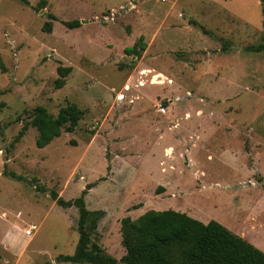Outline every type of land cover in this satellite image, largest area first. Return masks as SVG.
Returning <instances> with one entry per match:
<instances>
[{"label": "rangeland", "instance_id": "1", "mask_svg": "<svg viewBox=\"0 0 264 264\" xmlns=\"http://www.w3.org/2000/svg\"><path fill=\"white\" fill-rule=\"evenodd\" d=\"M263 37L259 0H0V264H70L57 257L74 253L78 210L52 193L104 212L91 242L116 260L120 220L148 210L198 213L263 250L264 50H245ZM66 103L83 117L38 148L34 108ZM205 109L220 125L204 136Z\"/></svg>", "mask_w": 264, "mask_h": 264}, {"label": "trees", "instance_id": "2", "mask_svg": "<svg viewBox=\"0 0 264 264\" xmlns=\"http://www.w3.org/2000/svg\"><path fill=\"white\" fill-rule=\"evenodd\" d=\"M41 3H44L42 1ZM51 19V16L49 17ZM68 28L79 26L78 21L64 22ZM43 30L50 33L51 22L43 24ZM146 47L143 38L137 44L124 49L126 55L135 54ZM246 51L264 50L262 43L248 46ZM55 87L65 84V78L71 72L70 67L59 66ZM84 111L73 103L62 106L56 116L50 115L44 107L34 108L29 125L37 130L35 145L47 146L61 133H71L83 117ZM26 130L22 127L20 135ZM56 204L78 210V240L72 255L58 256L57 261L70 264H264V252L232 233L216 221L202 223L182 212L168 210H148L132 220L124 217L120 220L121 245L123 256L116 260L108 255L96 243L91 235L96 234L99 221L104 212L89 211L83 199L64 201L52 193ZM96 237V235H95ZM48 264V263H44Z\"/></svg>", "mask_w": 264, "mask_h": 264}, {"label": "crops", "instance_id": "3", "mask_svg": "<svg viewBox=\"0 0 264 264\" xmlns=\"http://www.w3.org/2000/svg\"><path fill=\"white\" fill-rule=\"evenodd\" d=\"M232 77L233 76H231V79H230V76H217V77H215V79H217V80H219V82H224V83H226V84H228L229 86H232L233 88L235 87V84L232 82ZM216 84H218V82H216ZM213 108V107H212ZM212 112V110H208V109H205V111L204 112ZM215 111V110H214ZM214 111L212 112L213 114H212V116H211V118L210 119H208V117L207 116H205V118H201V119H198L197 121H198V123H196V124H198L199 125V128L201 129V131H200V133L201 134H203L204 136L206 135V134H208V130L204 127V125H209V124H212L213 126H216V127H218L219 125H220V122L218 123V122H214V121H216V119L213 121L212 120V118H213V115H214ZM219 113V112H218ZM218 123V124H217ZM189 124H193V122H189ZM186 133L189 135L191 132L188 130V131H186ZM207 157V156H206ZM186 215H188V216H190V217H192V218H194V219H196V220H200L202 223H207L208 221H206V220H204V218L202 217V216H200L198 213H197V215L198 216H193V215H191V214H187V213H185ZM241 237V236H240ZM243 238V237H242ZM244 239V238H243ZM262 252H264V249L263 250H261Z\"/></svg>", "mask_w": 264, "mask_h": 264}, {"label": "built area", "instance_id": "4", "mask_svg": "<svg viewBox=\"0 0 264 264\" xmlns=\"http://www.w3.org/2000/svg\"><path fill=\"white\" fill-rule=\"evenodd\" d=\"M182 17V15L181 14H179L178 15V18H181ZM158 112L160 113V114H165V112H166V108L165 107H163V106H161V105H159V107H158ZM33 227H30L29 226V228L28 229H25L24 230V235H26V236H31V234H32V229Z\"/></svg>", "mask_w": 264, "mask_h": 264}, {"label": "water", "instance_id": "5", "mask_svg": "<svg viewBox=\"0 0 264 264\" xmlns=\"http://www.w3.org/2000/svg\"><path fill=\"white\" fill-rule=\"evenodd\" d=\"M260 3H264V0H259Z\"/></svg>", "mask_w": 264, "mask_h": 264}]
</instances>
